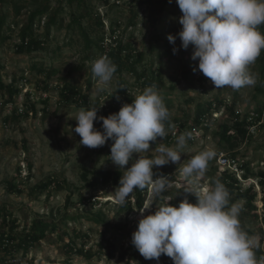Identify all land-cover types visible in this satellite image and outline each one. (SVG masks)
<instances>
[{
  "label": "rangeland",
  "instance_id": "rangeland-1",
  "mask_svg": "<svg viewBox=\"0 0 264 264\" xmlns=\"http://www.w3.org/2000/svg\"><path fill=\"white\" fill-rule=\"evenodd\" d=\"M158 1L160 0H83L82 4L77 1L71 4L68 0H53L50 12L39 19L35 27L37 38L45 42L44 47L31 54L17 52L20 31L30 13L44 4V0H7L4 5L0 4V10L2 6L3 12L7 14L3 32L6 41L0 47L2 78L6 85L15 81V85L21 89V94L16 96L14 103L6 102L8 91L0 92V209L11 214V219L18 220L19 232L38 218L58 224L57 232H49L47 238L29 252L32 264H67L65 245L70 239L68 235H72L74 231L87 235L88 238L77 239V245L83 246L85 251L96 253V256L90 260L75 255L69 264H139V252H129L124 260L120 256L130 249L131 236L137 230L139 219L142 218L141 212L144 211L143 215L153 213L155 206L163 202L154 198L151 187H148L142 210L130 212L115 201L111 193L114 190L112 186L90 188L92 172L124 171L111 163V140L95 149L80 144L81 138L74 132L80 107L75 102L62 101L60 97V87L69 83L81 95L88 96L92 106L98 104L101 114L113 103L112 95L117 90L120 78L128 83L131 96L135 98L142 93L145 88L139 85L138 76L128 71L122 76L115 73L108 86L99 85L97 78H94L92 61L104 55L100 49V39L105 36V43L109 44L112 28L117 30L119 41L131 44L135 59L142 55L138 71L154 72L163 80L164 84L158 86V90L170 110L172 120L176 119L178 122L173 123L175 128L168 130L162 142L167 146H175L181 133H191V138L187 140V146L181 153V164L170 163L154 168L158 172L168 170L172 183L163 195L172 199L170 205L177 206L186 196H195L185 192L190 185L182 176L180 168L207 147H214L217 156L209 162L206 176L200 184V192L210 188L228 169L219 165L222 153L233 161L231 155L236 152L240 163L237 159L235 163L239 166L250 163L254 174L264 171V119L254 135L251 134L243 141L238 137L234 141V150L219 137L220 125L225 122L233 124L235 121L231 118L228 107L234 106L235 115L243 118L254 111L259 103L264 102V95L257 92L261 83V55L250 66V70L258 74L255 86L239 90L230 87L216 89L202 73L193 72V68L198 67V61L191 59L192 46L184 50L180 48L179 38L175 44L167 39L169 34L176 35L181 29L178 18L182 13L176 0L166 6L163 14L154 18L151 10ZM60 11L57 22L48 35L50 17ZM81 15L85 17L79 18ZM99 18L103 22V28L97 23ZM85 34L89 37L90 44L87 43ZM174 47L180 49L176 54H173ZM44 68H55L59 72L49 81L50 88L47 91L43 82L45 77L38 73V70ZM100 87L104 90L98 91ZM216 100L223 104L206 120L208 126L203 122L196 126L198 107ZM28 103L36 104L37 114L29 109L33 114H22L14 119L15 111L26 107ZM94 127L102 131L100 121H94ZM173 133H176L175 137L170 135ZM151 147L154 149L155 145L152 144ZM129 166H125V170ZM235 174L243 189L255 184L259 192L256 203L259 217L256 218L253 213L245 210L241 212L239 219L244 230L251 231V236L260 237L259 243L264 249V210L258 180L254 177L246 181L241 170ZM83 176H87L89 182ZM50 180L54 182L51 187L46 190L39 188ZM10 183L16 185L21 193L10 192ZM84 199L87 201L84 202ZM128 199H133V196L130 195ZM99 212L103 214L105 224L88 219V216ZM66 216L70 218L63 223ZM73 217L77 219H71ZM107 226L114 229L109 235L117 247L113 260H108L105 252L102 257L97 254ZM8 257L0 252V264H11ZM16 258L24 260L21 255ZM150 261L149 264H157L156 260ZM15 264L21 263L18 260Z\"/></svg>",
  "mask_w": 264,
  "mask_h": 264
},
{
  "label": "clouds",
  "instance_id": "clouds-1",
  "mask_svg": "<svg viewBox=\"0 0 264 264\" xmlns=\"http://www.w3.org/2000/svg\"><path fill=\"white\" fill-rule=\"evenodd\" d=\"M176 3L182 13L178 18L181 29L167 39L175 44L179 38L184 50L192 46L191 59L198 61L193 72L202 73L216 89L255 86L258 74L250 66L264 51V33L260 31L264 25V0ZM179 50L174 47L173 54ZM91 70L99 85L108 86L117 65L105 54L92 61ZM97 112L95 107L80 108L74 132L81 138V145L92 149L112 141L111 163L124 171L118 186L111 191L115 201L124 205L134 190L146 187H151L154 198L163 201L153 213L141 212L142 218L131 236L132 245L145 260L159 264L161 255H166L173 264H264V256L257 259L254 251L260 247V237L249 236L242 228L239 217L243 203H230V192L220 180L199 191L209 162L217 156L214 147L200 151L180 168L190 185L185 192L195 195L196 203L185 197L172 206V199L163 195L171 178L161 174L154 179L153 170L170 163L181 164V153L191 133H181L175 146L162 142L175 125L155 84L135 96L131 104H123L118 113L104 117L97 116ZM94 121H102V131L94 127Z\"/></svg>",
  "mask_w": 264,
  "mask_h": 264
},
{
  "label": "trees",
  "instance_id": "trees-1",
  "mask_svg": "<svg viewBox=\"0 0 264 264\" xmlns=\"http://www.w3.org/2000/svg\"><path fill=\"white\" fill-rule=\"evenodd\" d=\"M71 4L75 1L82 4L83 0H68ZM173 0H160L159 3L155 4L151 10V16L157 18L159 15L163 14L166 6L170 4ZM7 0H0V4L4 5ZM53 0H44V4H42L39 8L35 9L30 13L27 22L24 24L20 31V43L17 46V52L19 54H31L42 50L45 42L43 40H39L35 33L36 23L39 19L43 18L46 14L50 12L51 4ZM60 12H55L53 16L50 17L48 22V35L50 34L51 27L57 22V19L60 15ZM85 17V15H81L79 18ZM77 22L76 20H74ZM7 23V14L3 12L2 6L0 10V47L6 41V38L3 34L4 27ZM97 23L103 28V22L101 18L97 20ZM260 30L264 33V25L260 26ZM117 33L115 28L111 30V44L106 48L105 36L101 37L102 45L100 47L102 53L108 54V57L117 65L116 74L122 76L125 71L132 73L133 75L138 76L137 80L139 85L144 88L152 86L155 84L158 86H163V80L158 75H155L154 72H148L147 70H143L141 73L138 71V64L142 62V55L135 59L134 50L131 47L130 43H124L122 40L113 39L114 34ZM86 41L88 44L91 43L89 37L85 34ZM260 67H261V83L257 87V92L260 95H264V51H262L261 57L259 59ZM2 70L3 66L1 64L0 59V92L8 91V99L6 102L14 103L16 96L21 94L20 87L15 85V81H13L10 85H6L2 78ZM38 73L43 75L45 79L43 82L45 83V90H49V81L52 80L53 75L58 74V70L55 68L52 69H40ZM60 86V85H59ZM58 87V85H57ZM60 97L62 101H71L75 102L77 106L80 108H92L95 107L98 109L97 116L107 117L109 114L117 113L123 104H131L133 96L128 92L129 86L122 78H120L118 82L117 90L112 95L113 103L111 106L100 114V107L98 104L91 105L89 101V97L86 95H81L76 87L70 85L69 83H64L60 87ZM47 104V100L45 101ZM223 104L222 101L216 100L213 102H209L207 105H200L197 110L195 125L199 126L202 124L204 120H208L215 111L219 110V106ZM30 110L37 114L36 104L28 103L26 105ZM167 107V106H166ZM168 108V107H167ZM229 108V114L231 118L235 119L233 124L229 122H225L220 125L219 137L222 142H224L231 150L236 148V144L234 141H237L241 137V140H245L248 137L249 131L247 129V123L241 122L239 116L235 115V107L231 106ZM255 110H264V102L259 103V106ZM27 115V114H26ZM18 115L14 113L13 118L16 119ZM170 121L173 124L174 122H178L176 119L171 118ZM102 124V121H100ZM233 162L238 158V154L233 152L231 155ZM238 160V159H237ZM239 162V160L237 161ZM240 163V162H239ZM239 166V165H238ZM239 169L243 172V177L246 181L251 178H257L258 186L261 188L262 194V207L264 210V171H259L257 174H254L250 163L240 164ZM154 171V179L159 176V174L168 175L167 169H162L161 171ZM92 174V180L89 182L87 176H83V178L89 182L90 188H96L99 186H112L113 188L118 186L119 180L121 176H123L122 171H111V170H101L94 171ZM222 183L225 184L227 189L230 192V203H234L236 201H241L243 203V210H248L249 213H253L256 218L259 217L258 214V205L256 204L258 201L259 192L255 184H252L249 188L243 189L240 181L237 179L236 174L231 172L230 170H225L219 179ZM54 184L53 180H50L41 185L42 190H46ZM9 191L12 193H21L16 185L13 183L9 184ZM148 192V187L143 190L136 189L130 195L133 196V199H127L126 203L123 205V208H126L128 211L132 212L134 210H142L144 207V202L146 200V194ZM189 199V202L196 203V197L188 195L186 196ZM87 200L84 199V202ZM90 201V200H89ZM134 202V205H132ZM12 215L9 214L5 209H0V252H3L6 256L10 258H16L17 255H21L25 257L30 251L37 248L41 242H43L49 232H57L58 224L55 222H49L45 218H38L31 223H28L26 227H24L22 232H19V223L17 219H11ZM68 216L64 218L62 221L65 223L66 220H69ZM71 219H77L73 217ZM88 219L94 223L105 224L104 216L101 212L96 213L94 215L88 216ZM116 230H119L118 227ZM114 229H111L107 226L106 231L103 233V240L99 245V253H97L100 257H102L103 252H105L106 258L108 260H113L116 256L117 247L113 242V239L109 235L113 232ZM249 236L252 235V232L249 230H245ZM120 232V231H118ZM70 237L69 242L65 245L66 254L68 255L67 264L71 263V259L73 256H82L84 258H89L90 260L94 259L96 253H92L90 250L85 251L83 246L79 247L77 245V239L88 238L87 235H81L80 231H74L72 235H68ZM114 238V237H113ZM116 240V239H115ZM128 251L122 253L120 259L124 260L126 254L134 251L135 253L138 250L131 244ZM256 252V257L259 259L264 256V249L260 246L258 249H254ZM8 257V258H9ZM150 260H145L142 256L139 258V264H149ZM159 264H173L171 258L166 255H161L159 258Z\"/></svg>",
  "mask_w": 264,
  "mask_h": 264
},
{
  "label": "built area",
  "instance_id": "built-area-1",
  "mask_svg": "<svg viewBox=\"0 0 264 264\" xmlns=\"http://www.w3.org/2000/svg\"><path fill=\"white\" fill-rule=\"evenodd\" d=\"M113 39H118V35L117 33L114 34L113 36ZM112 42V39L110 41V43H104L105 47L107 48ZM107 56V52L105 53ZM104 54V55H105ZM30 108H28L27 106L26 107H20V109L16 110L15 111V114L20 116L22 114H27V113H30V114H33L32 112H29ZM31 111V110H30ZM263 119H264V110H254L252 111L251 113H249L247 116L243 117V118H240L239 120L241 122H246L247 123V129L249 131L248 135L251 136V134L254 135V133L258 130L259 126H261V124L263 123ZM203 124L205 126H208V121L204 120L203 121ZM172 137H175L176 136V133H173V134H170ZM219 165L224 167V168H228L226 170H231V171H235V173H239L240 172V169H239V166L237 163L233 162L232 160H230L227 156V154L225 153H222L220 156H219ZM30 254L28 253L25 257H24V260L22 259H17V258H10V261L9 263L11 264H15L18 262L21 263V264H32V257H29Z\"/></svg>",
  "mask_w": 264,
  "mask_h": 264
}]
</instances>
